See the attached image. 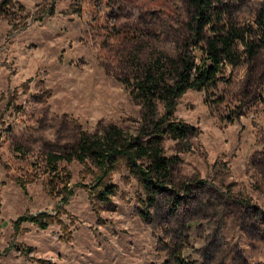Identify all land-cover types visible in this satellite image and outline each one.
Here are the masks:
<instances>
[{
  "label": "rangeland",
  "instance_id": "1",
  "mask_svg": "<svg viewBox=\"0 0 264 264\" xmlns=\"http://www.w3.org/2000/svg\"><path fill=\"white\" fill-rule=\"evenodd\" d=\"M215 6L247 26L264 0ZM193 15L186 0H0V264H264V47L177 100L194 131L164 142L173 182L147 219L123 159L110 203L90 189V160L64 159L56 173L46 161L82 133L136 135L134 87L148 68L170 74L172 60L198 55ZM41 212L54 218L45 229L17 222Z\"/></svg>",
  "mask_w": 264,
  "mask_h": 264
},
{
  "label": "trees",
  "instance_id": "2",
  "mask_svg": "<svg viewBox=\"0 0 264 264\" xmlns=\"http://www.w3.org/2000/svg\"><path fill=\"white\" fill-rule=\"evenodd\" d=\"M186 1L194 10L190 46L198 55H182L172 60L170 74L160 67H150L137 81L133 93L144 108L138 133L126 136L115 126H110L100 137L82 133L71 154L49 153L46 159L54 173L58 162L64 159L75 158L80 163L90 160L97 171L90 189L100 203H110L116 193L117 187L110 182V176L123 159L145 193L143 203L147 211L141 213L145 219L149 217V208L173 182L175 160L166 155L164 142L184 140L194 131L192 126L177 119V100L190 89L206 90L226 82L229 80L225 76L227 68L234 70L251 64L264 47V9L255 25L239 26L231 17H226L225 10L215 6V0ZM23 220L45 229L54 218L41 212L23 215L17 222Z\"/></svg>",
  "mask_w": 264,
  "mask_h": 264
}]
</instances>
